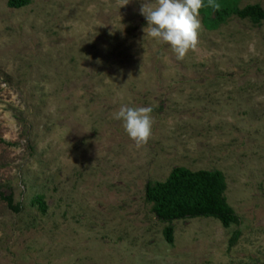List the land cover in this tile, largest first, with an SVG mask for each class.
I'll return each mask as SVG.
<instances>
[{
  "label": "rangeland",
  "instance_id": "obj_1",
  "mask_svg": "<svg viewBox=\"0 0 264 264\" xmlns=\"http://www.w3.org/2000/svg\"><path fill=\"white\" fill-rule=\"evenodd\" d=\"M149 2L0 0V264H264V21L199 14L177 60L145 36ZM121 105L152 108L147 143ZM176 168L220 171L239 225L176 221L168 243L145 190Z\"/></svg>",
  "mask_w": 264,
  "mask_h": 264
},
{
  "label": "trees",
  "instance_id": "obj_2",
  "mask_svg": "<svg viewBox=\"0 0 264 264\" xmlns=\"http://www.w3.org/2000/svg\"><path fill=\"white\" fill-rule=\"evenodd\" d=\"M240 0H204L200 9L204 27L209 31L219 29L233 16L249 20L254 24L264 21V10L260 5H248L239 8ZM31 0H8V6L21 9L29 5ZM226 179L220 171H191L186 168L174 169L164 182L149 183L146 186L145 197L157 219L167 223L164 236L168 243H173L172 223L186 219H214L223 227L239 225V218L228 204L225 193ZM8 206L16 213L20 212V205L13 204L12 196L5 197ZM36 202L42 212L46 205L41 196ZM240 237L234 232L229 240V247H233Z\"/></svg>",
  "mask_w": 264,
  "mask_h": 264
},
{
  "label": "clouds",
  "instance_id": "obj_3",
  "mask_svg": "<svg viewBox=\"0 0 264 264\" xmlns=\"http://www.w3.org/2000/svg\"><path fill=\"white\" fill-rule=\"evenodd\" d=\"M204 0H153L143 4L140 14L145 17V36L167 45L177 60H182L196 47L199 14ZM151 107L121 105L114 114L128 138L137 146L147 143L152 134Z\"/></svg>",
  "mask_w": 264,
  "mask_h": 264
}]
</instances>
